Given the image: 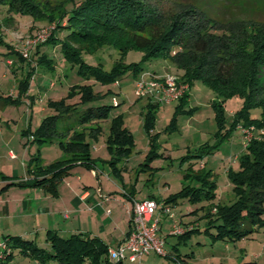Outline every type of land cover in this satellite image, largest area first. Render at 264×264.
<instances>
[{
	"label": "rangeland",
	"instance_id": "1",
	"mask_svg": "<svg viewBox=\"0 0 264 264\" xmlns=\"http://www.w3.org/2000/svg\"><path fill=\"white\" fill-rule=\"evenodd\" d=\"M30 1L40 7L45 15L56 19L64 12L70 0ZM148 1L155 6L162 3L171 12L198 10L200 19L205 22L203 25L215 33H224L221 37L214 38V44L217 46L223 39L227 41L243 38L245 26L264 28V0ZM54 27L55 21L35 22L34 17L30 15L16 14L8 11L7 6L0 5V128L4 134L0 135V154L12 152L19 162L25 160L26 165L29 164L32 168L37 165L38 160L39 166L43 168L59 160L65 152L57 142L39 144L28 140L43 118L56 113L49 107L48 101L66 99L72 86L96 83L79 75L77 66L72 68L67 64L59 48L51 47L46 51L48 58L55 62L51 70L32 60L34 49L29 42L34 41L42 32L51 35ZM10 46L20 52L22 47L28 46V56L23 60L19 59L17 54L11 53ZM177 50L172 60L179 67L189 65L194 68L197 65L196 59L199 54H196L190 45ZM213 51L209 52L210 58L213 56ZM142 55L141 51L127 52L125 63L142 61ZM82 57L90 65L96 66L100 63L104 70H108L119 55L114 49L102 47L96 53H85ZM174 63L169 59L152 57L144 59L142 66L145 71L158 75L164 72L162 75L182 76L184 71ZM262 79L264 80V70ZM23 80L28 82L25 88L21 86ZM117 82V84L96 83L93 88L100 95L85 105L88 107L118 104L106 120L98 123L100 131L96 138L90 137L87 129L85 131V140L89 143L91 156L103 160L96 163L98 172L106 167L109 170L107 175H110V181L120 186L123 183L127 189L128 186H134L137 199L150 197L161 205L165 198L177 193L183 187L199 186L201 182L195 175L203 165L205 172L212 171V176L207 179L216 184L213 204L209 207L206 202H189L184 199L170 207L173 217L162 216L159 224V235L167 240L166 254L174 255L169 250V244L175 241L170 235L172 223L175 222L183 232L196 227L199 229L187 239L185 244L179 246L180 253L192 254L198 264H264V226L255 232L252 238L235 241L212 240L211 236L204 232L207 210L212 214L215 212L214 205L224 206L237 199L234 185L228 175L229 171L240 169L239 157L246 154V146L249 143L239 128L244 121H241L239 126L235 118L237 112L241 110L242 99L239 96H232L224 100V126L219 129L212 102L219 101L220 98L214 89L200 80H195L190 85V101L183 104L180 100L165 103L158 102L154 98H138L133 91L134 78L131 75ZM154 102L155 107L150 108ZM148 112L154 115L151 135L146 133L143 126ZM250 114L252 118L260 117V109H251ZM116 115L121 116L123 126L130 129L134 139L133 151L119 164L120 166L125 164L127 167L122 173V178L112 172L109 164L111 156L106 145L110 133V119ZM255 129V136L251 140H264V134H260L258 129ZM151 139L153 146L150 145ZM6 142L9 145H4ZM201 145L214 151L206 154L202 159L192 157ZM32 158L35 161L32 162ZM9 170L4 167L6 174H10ZM82 171L90 178L87 168H83ZM112 206L111 209H117L115 203ZM91 226L93 228L91 230L97 233L95 223ZM213 230L214 228L212 233ZM100 236L106 241L111 238L105 233ZM115 237L116 235L113 236L114 240ZM2 240L0 238V243ZM34 240L43 248L49 247V243L45 241V233H40ZM110 247L117 245L113 244ZM158 263L176 264L174 260L154 252L145 254L134 262H128V264ZM8 264L39 263L29 256L14 252L13 259ZM45 264L59 263L52 260Z\"/></svg>",
	"mask_w": 264,
	"mask_h": 264
},
{
	"label": "trees",
	"instance_id": "2",
	"mask_svg": "<svg viewBox=\"0 0 264 264\" xmlns=\"http://www.w3.org/2000/svg\"><path fill=\"white\" fill-rule=\"evenodd\" d=\"M161 1L163 0H156ZM0 5L7 6L10 12L30 15L35 22L55 21L51 35L34 47L33 61L51 70L55 62L48 58L46 51L51 47L59 48L67 64L72 68L77 66L79 75L98 84H114L130 75L135 80L145 72L142 66L144 59L159 57L174 63L172 58L177 49L190 45L199 54L197 65L191 68L189 65L179 67L174 64L184 71L180 78L188 84L189 89L195 80H200L218 94L219 101L212 102V105L215 107L219 129L224 126L223 102L232 96H239L243 101L241 110L235 116L237 125L244 121V124H240L242 127H264V28L245 26L243 38L227 41L223 39L217 46L214 38L221 37L224 33H215L203 25L205 22L200 19L198 10L171 12L162 3L155 6L148 0H70L64 12L56 19L45 15L30 0H0ZM193 7L197 8L196 5ZM102 47L114 49L119 55L108 70H104L100 63L90 65L82 57L85 53H96ZM10 49L19 59H25L20 51H15L12 46ZM211 50L214 51L210 58ZM130 51H141L143 60L125 63L126 54ZM96 83L72 86L66 99L49 100V107L56 113L43 118L35 132L29 136V140L39 144L57 142L70 155L69 159L55 160L43 168L39 166V160L35 167L29 165L30 173L46 174L42 178L35 177L34 182L36 185H45L53 196L59 180L68 173L73 162H83L87 167L90 165L91 154L89 143L85 140L86 129L90 137L96 138L100 131L98 123L106 120L112 109L118 106L112 103L85 107L86 103L100 95L94 91ZM27 84L23 80L22 88ZM188 98L189 91L179 100L183 104ZM153 107L155 104L150 105V108ZM254 108L260 109V117H251L250 110ZM153 122L154 115L148 112L143 125L148 135H151ZM87 124L96 126L87 127ZM152 140L151 146L154 144ZM106 145L111 156L109 164L112 172L117 174L118 162L126 159L134 149L133 134L123 126L120 115L110 119ZM195 151L196 154L192 157L202 159L214 149L201 145ZM31 161L35 160L32 158ZM239 167L237 171H229L228 175L237 199L224 206L214 205L215 212L212 214L206 209L207 223L204 232L212 240L250 239L264 226V140L249 141L246 154L239 157ZM195 176L201 182L199 186H185L165 198L163 204L174 206L185 199L189 202H206L210 207L215 198L216 185L207 179L212 176V171L205 172L203 166ZM121 188L126 192L123 196L131 201V194L124 184ZM198 231L196 227L171 235L175 241L169 244V250L174 255L166 254L165 257L174 260L176 264H198L192 254L179 252V246ZM164 240L167 246L166 238ZM45 241L49 243L47 248L39 246L34 239L5 235L2 240L5 248L0 264L12 261L14 252L29 256L39 264L52 260L59 264H126L112 263L108 257L109 246L97 236L81 232L64 235L56 230H48Z\"/></svg>",
	"mask_w": 264,
	"mask_h": 264
},
{
	"label": "crops",
	"instance_id": "3",
	"mask_svg": "<svg viewBox=\"0 0 264 264\" xmlns=\"http://www.w3.org/2000/svg\"><path fill=\"white\" fill-rule=\"evenodd\" d=\"M36 45L32 44V48ZM162 73L164 72H160V75ZM189 99L190 97L187 102ZM2 133L0 128V135H4ZM69 157L70 155L64 152L59 160ZM90 158L89 167L80 161L71 164L68 173L59 180L56 194L53 196L45 185H36L34 182L35 177L42 178L46 174L30 173L29 164L26 165L25 160L19 162L12 152L0 154V238L3 239L5 235H20L35 239L40 233L56 230L64 235L81 232L97 236L108 246L122 242L130 227L132 202L123 196L126 192L118 183L109 180V170L106 167L98 172L96 163L102 158ZM122 160L117 164V175L120 178L127 170L125 164L119 165ZM4 167L10 169V174L4 172ZM83 168L88 169L90 178L84 175ZM128 187L127 190L134 200L153 199H137L134 186ZM114 203L117 209H111ZM161 206L164 204L159 207ZM157 213L160 214V219L166 216L161 213V209H158ZM92 223H95L97 233L91 230ZM102 233L111 238L107 241L102 239ZM112 235H116V240Z\"/></svg>",
	"mask_w": 264,
	"mask_h": 264
},
{
	"label": "built area",
	"instance_id": "4",
	"mask_svg": "<svg viewBox=\"0 0 264 264\" xmlns=\"http://www.w3.org/2000/svg\"><path fill=\"white\" fill-rule=\"evenodd\" d=\"M49 34H38L31 45L43 42ZM27 43V45L29 44ZM28 46L22 47L21 54L24 58L28 56ZM116 84L118 82H115ZM134 94L138 98H154L156 101L169 103L179 100L185 93L189 91V86L182 81L179 76L172 74L158 75L149 71L143 72L133 83ZM244 136L250 141L255 136L254 126L239 127ZM254 129V130H253ZM260 134H264V127L258 129ZM258 134V133H257ZM131 218L130 231L126 234L122 242L117 247L108 248V257L112 263L134 262L141 256L154 252L157 255L165 256V240L159 235L160 214L157 213L161 209V213L169 217H173L168 205L159 207L160 205L154 199H144L141 201L131 200ZM170 235H178L183 233V229L175 222L172 223ZM5 245L0 243V256Z\"/></svg>",
	"mask_w": 264,
	"mask_h": 264
}]
</instances>
